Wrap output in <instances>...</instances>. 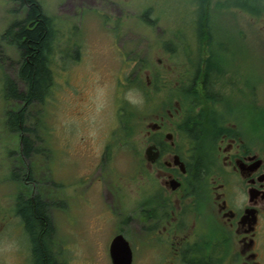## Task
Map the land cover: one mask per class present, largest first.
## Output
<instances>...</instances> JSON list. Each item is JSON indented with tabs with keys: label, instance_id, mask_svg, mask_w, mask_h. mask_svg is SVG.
I'll return each instance as SVG.
<instances>
[{
	"label": "rangeland",
	"instance_id": "374dc122",
	"mask_svg": "<svg viewBox=\"0 0 264 264\" xmlns=\"http://www.w3.org/2000/svg\"><path fill=\"white\" fill-rule=\"evenodd\" d=\"M37 1L53 23L49 57L54 85L43 104L28 110L33 150L24 158L18 134L5 124L7 109L16 110L18 105L2 98L5 79L21 86L19 53L3 33L23 18L24 10L14 0H0V260L14 261L19 250L28 256L26 235L12 213L14 189L23 187L11 178L13 173L28 177L27 189L46 200L55 260L111 264L109 244L121 233L131 244V264H163L169 253L142 248L137 170L147 124L160 114L162 104L171 99L172 107L182 99L173 89L175 81L188 83L194 76L189 57L198 58L193 21L198 20L199 0ZM207 1L211 51L219 63L236 64L240 73L252 78L264 74V29H257L255 38L252 30H256L247 23L249 13L244 8L237 12L233 0H203V4ZM168 43L175 52L166 50ZM149 70L170 80L166 88L171 89L159 91L160 76L147 105L141 83ZM257 96L264 100L263 91ZM126 104L137 108L136 117L124 114ZM146 106L153 112L145 115ZM184 107L189 109V100ZM162 114L165 130L179 137V146L188 141L183 121L176 125L175 119ZM121 116L131 119L130 135L120 131ZM147 179L153 180L149 175Z\"/></svg>",
	"mask_w": 264,
	"mask_h": 264
},
{
	"label": "flooded vegetation",
	"instance_id": "af4514ba",
	"mask_svg": "<svg viewBox=\"0 0 264 264\" xmlns=\"http://www.w3.org/2000/svg\"><path fill=\"white\" fill-rule=\"evenodd\" d=\"M233 7L249 13L254 37L257 29H264V0H233ZM219 62L205 60L201 76L195 81L190 76L187 84L200 98L192 113L201 125V132L196 124L189 126V148L188 141L179 146V137L165 130L163 115H154L158 126L142 137L141 149L154 146L159 153L152 163L142 155L137 170L142 248L169 253L163 264H264V100L257 96L264 92V74L252 78L236 64ZM172 106L165 110L167 120L175 119L176 125L186 121L181 105L175 100ZM148 175L153 180L145 181ZM18 177L14 175L16 184L23 187L17 184L20 191L14 189L11 207L24 232L20 203L34 194L27 189L28 177ZM27 246L28 256L15 251L16 259L6 264H34L32 247Z\"/></svg>",
	"mask_w": 264,
	"mask_h": 264
},
{
	"label": "trees",
	"instance_id": "16d2710c",
	"mask_svg": "<svg viewBox=\"0 0 264 264\" xmlns=\"http://www.w3.org/2000/svg\"><path fill=\"white\" fill-rule=\"evenodd\" d=\"M19 7L24 10V16L22 19L14 21L4 31V38L7 42L15 47L19 53L20 62L18 66V78L21 82V86H18L12 79H5L3 83L2 98L4 101H14L17 109H7L5 112V124L10 132H15L19 137V146L22 150L23 157L27 158L33 150V139L29 137L32 130L27 124L28 110L35 104H43L54 85V76L50 67L49 53L51 50V43L53 41V23L52 19L47 16L41 5L37 0H14ZM198 20L194 26L195 34L197 36L196 54L198 58L191 62L194 73L193 81L198 79L201 68L206 60L207 64L214 62L217 55L212 50V35L211 28L206 23L208 21V6L203 4V0H199ZM202 6V8H201ZM168 52H175V48L169 43L166 45ZM207 58V59H206ZM213 60V61H212ZM189 61L190 57H189ZM212 64V63H211ZM210 64V65H211ZM160 90L171 89L166 88L170 86V80H164L162 75L150 71L149 85L147 83L142 84L141 87L144 90L145 101L147 105L153 100V88L156 85V81L160 79ZM184 80L180 81L177 86V93L180 94L178 98L183 112L187 115V120L182 122L184 132L190 131L189 126L196 124L198 129H201V125L197 124L200 121L192 113L196 111V107L199 106L200 98L197 95L196 89H191L190 85ZM165 87V88H163ZM189 100V109L184 107L185 101ZM191 100V102H190ZM128 110H124V114L129 113L136 117L138 115L137 108L126 104ZM171 108V99L168 103L162 104L160 114L164 113V110ZM145 115L150 114L151 109L146 106ZM195 116V117H193ZM120 131L127 135L133 132V124L129 116H121ZM186 130V131H185ZM194 132V130H192ZM197 141V140H195ZM198 142V141H197ZM22 217L24 219V231L26 233L27 243L32 247V257L34 264H68L65 261L55 260L54 253L51 247V234L53 231L51 221L48 216L46 203L42 201L37 194H34L32 200L24 201L20 203Z\"/></svg>",
	"mask_w": 264,
	"mask_h": 264
},
{
	"label": "water",
	"instance_id": "95a60500",
	"mask_svg": "<svg viewBox=\"0 0 264 264\" xmlns=\"http://www.w3.org/2000/svg\"><path fill=\"white\" fill-rule=\"evenodd\" d=\"M156 126H158L156 123H151L149 128L154 129ZM158 154V151L154 150V146H148L144 151V155L148 162H154ZM173 161L175 164H180L183 168V163L180 162L178 156H174ZM109 254L112 264H131L132 253L128 242L122 235H117L112 239L109 247Z\"/></svg>",
	"mask_w": 264,
	"mask_h": 264
}]
</instances>
